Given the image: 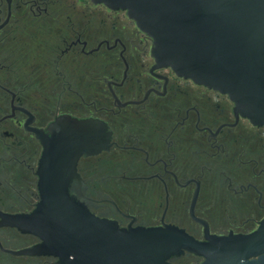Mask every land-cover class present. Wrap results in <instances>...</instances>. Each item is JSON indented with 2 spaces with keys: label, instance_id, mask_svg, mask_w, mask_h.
<instances>
[{
  "label": "flooded vegetation",
  "instance_id": "obj_1",
  "mask_svg": "<svg viewBox=\"0 0 264 264\" xmlns=\"http://www.w3.org/2000/svg\"><path fill=\"white\" fill-rule=\"evenodd\" d=\"M27 16L38 29L35 43ZM152 45L125 10L102 3L0 0V212L35 208L43 144L33 129L71 115L98 118L111 131L108 149L80 157L69 189L96 215L123 227L175 224L200 239L197 219L218 234L259 225L264 125L237 114L227 94L156 66ZM40 241L0 224V264H62L17 253Z\"/></svg>",
  "mask_w": 264,
  "mask_h": 264
},
{
  "label": "water",
  "instance_id": "obj_2",
  "mask_svg": "<svg viewBox=\"0 0 264 264\" xmlns=\"http://www.w3.org/2000/svg\"><path fill=\"white\" fill-rule=\"evenodd\" d=\"M127 12L153 39L158 67L227 94L235 111L264 125V0H91ZM38 173L40 200L28 213L0 212V224L41 241L17 253L46 254L62 264H264V217L249 232L218 234L203 219L204 237L175 224L123 227L93 213L69 192L83 154L108 149L111 131L98 118L60 115L47 131ZM193 214V211H192Z\"/></svg>",
  "mask_w": 264,
  "mask_h": 264
},
{
  "label": "trees",
  "instance_id": "obj_3",
  "mask_svg": "<svg viewBox=\"0 0 264 264\" xmlns=\"http://www.w3.org/2000/svg\"><path fill=\"white\" fill-rule=\"evenodd\" d=\"M33 18L34 17H32V16H27V21H28L27 22V29H28L27 34L29 36V41H28L29 44L30 43H33V42L35 43V40L36 39L34 40V38L38 34V29L36 27L35 19H33ZM10 71H11V74L12 75H15V76H23L24 75L23 73H21V71H20V69L18 67H12L10 69ZM24 85L25 86H28V88L31 87V85H32V87H35L36 86V84H32V83H25V84H18L17 83V84H13V87L14 86L23 87Z\"/></svg>",
  "mask_w": 264,
  "mask_h": 264
},
{
  "label": "rangeland",
  "instance_id": "obj_4",
  "mask_svg": "<svg viewBox=\"0 0 264 264\" xmlns=\"http://www.w3.org/2000/svg\"><path fill=\"white\" fill-rule=\"evenodd\" d=\"M190 230L196 232V231H200V228H195V227H191V226H188ZM217 230H222V228H215Z\"/></svg>",
  "mask_w": 264,
  "mask_h": 264
}]
</instances>
